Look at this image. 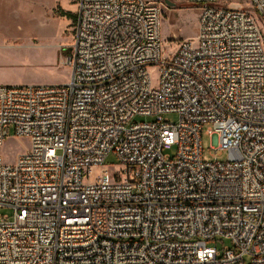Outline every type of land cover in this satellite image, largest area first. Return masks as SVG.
Masks as SVG:
<instances>
[{
  "label": "built area",
  "instance_id": "obj_1",
  "mask_svg": "<svg viewBox=\"0 0 264 264\" xmlns=\"http://www.w3.org/2000/svg\"><path fill=\"white\" fill-rule=\"evenodd\" d=\"M186 1L163 56L159 5L78 0L70 81L0 85V264H264V0Z\"/></svg>",
  "mask_w": 264,
  "mask_h": 264
},
{
  "label": "rangeland",
  "instance_id": "obj_2",
  "mask_svg": "<svg viewBox=\"0 0 264 264\" xmlns=\"http://www.w3.org/2000/svg\"><path fill=\"white\" fill-rule=\"evenodd\" d=\"M148 1L159 5L163 11V56L174 54L182 41L196 36L202 5L186 0H169L171 4L167 0ZM226 2H242L250 9L245 4L246 0ZM77 12L78 0H0V85L68 83L71 79V66L68 64L71 51L62 50L71 49L75 29L74 16ZM159 73V68L153 70L154 86L158 85ZM9 78L13 81L3 82ZM167 116L172 122L179 119L176 113ZM152 119L148 116H138L136 121L148 122ZM218 141L216 134L203 133L202 144L206 160L214 159L211 154L214 151L212 147L216 148ZM28 146L27 138H16L11 133L1 153L7 162H12ZM171 153L173 154V151ZM227 156L226 151L219 154L221 160H226ZM105 163L110 169H123L114 154L110 155ZM92 174L98 176L99 170L93 169ZM12 214V208L0 207V215ZM209 245L222 251L232 246V242L218 238L210 240Z\"/></svg>",
  "mask_w": 264,
  "mask_h": 264
},
{
  "label": "crops",
  "instance_id": "obj_3",
  "mask_svg": "<svg viewBox=\"0 0 264 264\" xmlns=\"http://www.w3.org/2000/svg\"><path fill=\"white\" fill-rule=\"evenodd\" d=\"M9 79H10V80H9ZM9 79H7V80H3V82L8 83V82L13 81V80H11L12 78H9ZM13 79H14V78H13Z\"/></svg>",
  "mask_w": 264,
  "mask_h": 264
},
{
  "label": "trees",
  "instance_id": "obj_4",
  "mask_svg": "<svg viewBox=\"0 0 264 264\" xmlns=\"http://www.w3.org/2000/svg\"><path fill=\"white\" fill-rule=\"evenodd\" d=\"M75 19H76V15L74 16V21H75ZM66 50H70V49H67V48H63V50L62 51H66ZM63 54H64V52H62ZM70 56V55H69Z\"/></svg>",
  "mask_w": 264,
  "mask_h": 264
},
{
  "label": "water",
  "instance_id": "obj_5",
  "mask_svg": "<svg viewBox=\"0 0 264 264\" xmlns=\"http://www.w3.org/2000/svg\"><path fill=\"white\" fill-rule=\"evenodd\" d=\"M167 2H168L169 4H171V2H170L169 0H167Z\"/></svg>",
  "mask_w": 264,
  "mask_h": 264
}]
</instances>
